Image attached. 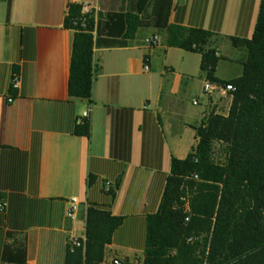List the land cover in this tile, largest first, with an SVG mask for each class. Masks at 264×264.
<instances>
[{
  "label": "crops",
  "instance_id": "crops-1",
  "mask_svg": "<svg viewBox=\"0 0 264 264\" xmlns=\"http://www.w3.org/2000/svg\"><path fill=\"white\" fill-rule=\"evenodd\" d=\"M70 4L90 5L104 18L136 6L0 0V200L7 203L0 212V263L10 247L23 248L26 264H66L70 233L83 234L87 211L97 206L124 218L101 264H144L148 217L160 210L172 160L187 159L197 146L194 128L217 109L219 95L204 92L200 54L170 47L168 32L150 27L126 45L96 47L92 99H72ZM261 4L173 0L169 24L215 34V77L231 81L242 76L247 59L232 39L253 38ZM155 35L160 42L146 45ZM89 110L90 138L77 134ZM90 176L96 178L91 185ZM107 181L118 185L114 198L105 192ZM73 197L81 202L75 223L66 219Z\"/></svg>",
  "mask_w": 264,
  "mask_h": 264
},
{
  "label": "trees",
  "instance_id": "trees-1",
  "mask_svg": "<svg viewBox=\"0 0 264 264\" xmlns=\"http://www.w3.org/2000/svg\"><path fill=\"white\" fill-rule=\"evenodd\" d=\"M131 11L82 13L70 4L65 27L75 32L69 82L72 99L91 100L97 75L95 48L123 46L139 30L167 31L168 45L202 56L208 80L231 84L236 91L227 115L211 114L196 126L197 146L187 159L173 158L160 210L148 217L144 264H264V0L251 40L232 39L247 51L241 77L219 81L220 57L215 34L169 24L173 0H126ZM124 41V42H123ZM90 120L77 134L91 137ZM224 157L215 156V145ZM90 176V185L95 181ZM108 192L115 197L116 189ZM189 196L191 213L181 198ZM190 216L189 222L186 218ZM124 218L91 206L86 215V242L69 251L66 264H101ZM0 264H26L23 248L6 247Z\"/></svg>",
  "mask_w": 264,
  "mask_h": 264
},
{
  "label": "built area",
  "instance_id": "built-area-1",
  "mask_svg": "<svg viewBox=\"0 0 264 264\" xmlns=\"http://www.w3.org/2000/svg\"><path fill=\"white\" fill-rule=\"evenodd\" d=\"M94 11H95L94 8L90 5L85 4L82 6V13L83 14H91ZM159 42H160V38L157 35L152 36L151 38H149L145 41L146 45H148V46H155ZM20 85H21L20 76L15 73L13 76V79H12V83H11V90L15 91V92L18 91L20 89ZM235 91H236L235 87L231 84L222 85L219 83L211 82L207 78L204 82V92L206 94L219 93L220 95L227 96V95H231ZM8 101H9V103H13L15 101V97L10 96ZM194 104L197 105L198 103L195 102ZM90 115H91V110L87 111L84 114V116L78 121V123L83 124L84 120H86V119L90 120ZM113 189H115V185L112 184V182L107 181L105 183V192L108 193V192L112 191ZM181 201L183 203L185 213H187L189 215L191 213V206H190L189 197L184 196L181 198ZM80 206H81V202L77 197H73L69 200L68 209H67V213H66V219L68 222L75 223V222L79 221V217H80V213H81ZM6 207H7V203L4 200H0V212H5ZM189 220H190V216H188L186 218L187 222H189ZM85 232H83V234H81V235L75 234L74 232L70 233L69 249L71 252H74L76 248H81L82 246H84V244L86 242ZM113 264H121V262L119 260H115L113 262Z\"/></svg>",
  "mask_w": 264,
  "mask_h": 264
},
{
  "label": "rangeland",
  "instance_id": "rangeland-1",
  "mask_svg": "<svg viewBox=\"0 0 264 264\" xmlns=\"http://www.w3.org/2000/svg\"><path fill=\"white\" fill-rule=\"evenodd\" d=\"M217 94L219 95V102H218L217 109L213 112L208 113L205 116L204 120L213 113L222 114V115H227L229 113V110H230V107L233 101V97L231 95L223 96V95H220L219 93ZM215 156L218 160L224 157V148L222 145L217 144V143L215 145Z\"/></svg>",
  "mask_w": 264,
  "mask_h": 264
}]
</instances>
